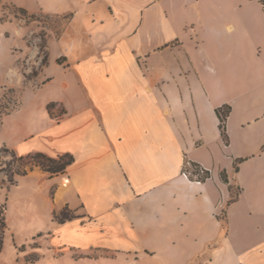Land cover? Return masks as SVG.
Returning a JSON list of instances; mask_svg holds the SVG:
<instances>
[{
  "label": "crops",
  "instance_id": "obj_1",
  "mask_svg": "<svg viewBox=\"0 0 264 264\" xmlns=\"http://www.w3.org/2000/svg\"><path fill=\"white\" fill-rule=\"evenodd\" d=\"M0 3L69 13L0 146L74 159L9 189L6 231L14 215L38 258L19 262L30 251L14 243L5 257L4 235L0 264H264V0ZM185 160L210 176L184 178Z\"/></svg>",
  "mask_w": 264,
  "mask_h": 264
},
{
  "label": "rangeland",
  "instance_id": "obj_2",
  "mask_svg": "<svg viewBox=\"0 0 264 264\" xmlns=\"http://www.w3.org/2000/svg\"><path fill=\"white\" fill-rule=\"evenodd\" d=\"M68 21L69 13L60 15L40 13L30 16L14 5L0 3V25L2 26L3 22H10L6 35H14L6 43L7 46L1 48V56L4 60L0 62V126L6 115L15 113L21 107L22 91L27 88L36 91L40 87L41 81L45 79L43 69L47 64V61L44 62V60L48 59V37L61 35L66 29ZM58 60L60 64H63V58ZM26 96H28V92ZM57 111L56 115L61 116L62 110L58 108ZM51 114L54 113L51 111ZM19 157L7 146H0V223L1 219L6 222L5 209L9 189L17 184L20 177L30 175L35 169L41 168L33 160H20ZM236 194L237 190L232 187V198ZM67 210L69 209L67 208ZM70 213L73 214L69 210L68 214ZM15 221L17 220L14 215H10L9 229L4 232L5 257L11 256L14 243L20 251H30L22 259H19V262L37 259V253L31 250L34 244L30 237L27 236L26 231L21 232L20 222L17 221V224ZM17 227L18 235L15 236L10 229L16 230ZM14 238L16 242H14ZM26 240L28 244L24 243ZM20 241L24 244L19 246L17 244ZM108 254L105 251L92 253V255L104 256Z\"/></svg>",
  "mask_w": 264,
  "mask_h": 264
},
{
  "label": "trees",
  "instance_id": "obj_3",
  "mask_svg": "<svg viewBox=\"0 0 264 264\" xmlns=\"http://www.w3.org/2000/svg\"><path fill=\"white\" fill-rule=\"evenodd\" d=\"M263 1V0H260ZM47 59L44 60V62H46ZM59 62V60H58ZM229 112V107H222V108H218L216 110V113L218 115V119H219V129L221 131V134L223 137L226 136L225 134V120H226V116L228 115ZM20 160H33L38 166L41 167V169L43 171L48 172L51 176L53 175H57L60 173H64L66 168L72 164V162L74 161L72 155L70 154H64V155H60L56 158H52V157H48L47 155L43 154V153H34V154H29L26 156H20L19 157ZM69 210H67V208L65 207L64 209H62L58 214L54 215V218L62 223L65 220H69L71 218L74 217L73 214H68ZM61 217V218H59ZM1 229H0V251L2 249L3 246V238H4V232L6 230V222L1 219V223H0ZM36 260V259H35ZM34 261V260H33ZM32 262V261H30Z\"/></svg>",
  "mask_w": 264,
  "mask_h": 264
},
{
  "label": "built area",
  "instance_id": "obj_4",
  "mask_svg": "<svg viewBox=\"0 0 264 264\" xmlns=\"http://www.w3.org/2000/svg\"><path fill=\"white\" fill-rule=\"evenodd\" d=\"M180 174L184 178L197 183H200L201 181L207 179L210 176L208 169H206L200 164L192 163L188 160H185L183 162Z\"/></svg>",
  "mask_w": 264,
  "mask_h": 264
},
{
  "label": "bare ground",
  "instance_id": "obj_5",
  "mask_svg": "<svg viewBox=\"0 0 264 264\" xmlns=\"http://www.w3.org/2000/svg\"><path fill=\"white\" fill-rule=\"evenodd\" d=\"M63 182H66L65 180L63 181ZM66 184V183H65ZM61 192H62V190H59V195L58 196H60L61 195Z\"/></svg>",
  "mask_w": 264,
  "mask_h": 264
}]
</instances>
